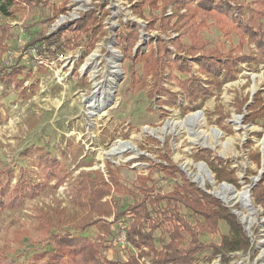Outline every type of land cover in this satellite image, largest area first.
I'll use <instances>...</instances> for the list:
<instances>
[{"label": "rangeland", "instance_id": "obj_1", "mask_svg": "<svg viewBox=\"0 0 264 264\" xmlns=\"http://www.w3.org/2000/svg\"><path fill=\"white\" fill-rule=\"evenodd\" d=\"M6 2L0 0V26L7 30L3 44L0 40V68L14 65L18 60L29 65V69L33 67L34 72L26 85L34 83L38 89L29 100H24L19 91L6 90L0 83V170L11 167L18 173L20 169H26L35 180L41 179L34 164L35 157L24 156V153L42 147L58 156L68 172V179L60 187L48 188L35 199H28L20 209L0 213V249L7 252L13 264H27L33 254L53 249L38 231L41 212L66 210L70 224L63 226V230L77 232L74 224L81 213L67 192L80 173L98 170L108 179V168L119 169L121 183L135 188L139 175L152 172L160 194L169 193L180 182L181 176L169 179L159 171L158 166L167 163L164 157H168L199 188L221 200L237 216L250 240L248 251L225 256L212 255L208 248L197 255V264H264V210L253 196V188L264 174V160L261 165L255 164L249 156L250 152L263 154L264 119L256 125H245L247 109L240 114L236 108L237 99L248 98L253 102L258 91H262L264 98V65L258 71L242 65L243 72L238 80L226 84L218 98L207 100L201 109L183 112L184 101L170 108L161 106L153 98L152 76H145L146 60L139 59L135 63L133 58L125 59L117 41L115 34L120 29V21H132L141 33L134 52L140 47L142 53H152L154 39L160 33L148 27V7L144 17H140L127 0H70L68 12L50 23L63 0H50L40 9L20 6L15 11L11 5L4 12L1 6ZM92 9H98L100 14L108 10L109 15L104 20L106 35L90 52L88 43L82 40L75 48L59 55L58 61L44 63L46 61H40L34 51L23 48L33 38L68 27L69 22ZM204 35L212 44L223 40L216 28ZM234 40L238 42L237 36ZM245 50L249 51L248 48ZM43 63L46 67L38 71V66ZM114 65L118 67L113 68ZM197 68L195 65L194 72ZM135 72L137 82L132 84L131 76ZM164 85L178 91L174 80L166 81ZM218 106L226 117L225 125L234 126L232 134L218 124ZM198 112L202 116L192 118ZM256 132L263 136L258 137ZM114 147L120 148L118 153L109 154ZM201 149H210L214 157L230 164L238 174V186L218 183L208 165L198 161L197 152ZM246 191L250 197L243 195ZM114 201L126 210L133 204L134 197L122 194L115 196ZM182 213L191 222L196 221L192 212L182 209ZM115 228L106 237L108 248L105 252L112 260L125 262L137 252L120 239L122 234ZM99 232V227H93L84 235L94 239ZM228 233L229 227L221 222V235ZM221 235H204L201 241L219 244ZM155 239L158 249L170 240L161 229L155 233ZM142 262L150 263L149 260Z\"/></svg>", "mask_w": 264, "mask_h": 264}, {"label": "trees", "instance_id": "obj_2", "mask_svg": "<svg viewBox=\"0 0 264 264\" xmlns=\"http://www.w3.org/2000/svg\"><path fill=\"white\" fill-rule=\"evenodd\" d=\"M69 1L63 0L50 23L68 12ZM127 1L140 17H144V10L148 7V27L158 30L160 34L154 39L155 46L152 45L150 55L142 53L140 47L134 52L141 35L136 23L120 21V29L115 35L125 59L133 58L135 63L139 59L146 60L145 76H152V96L161 106L174 108L184 101L186 105L181 107L183 112L201 109L207 100L218 98V93L226 84L238 79L243 72L242 65L252 71H258L264 65V0ZM49 2L7 0L1 7L4 12L11 5L15 11L20 6L40 9ZM108 15V10H104L103 14L98 9L89 10L69 22L68 27L33 38L23 48L34 51L40 56V61H46L44 63L58 61L59 55L75 48L82 40L88 43L90 52L107 33L104 20ZM213 28L223 38L218 44H212L204 35V32ZM0 32L3 44L7 30L0 26ZM235 36L238 38L237 43ZM245 48L249 51L246 52ZM44 63L38 66V71L44 70ZM195 65L198 68L194 72ZM33 70V67L29 69V65L21 64L18 60L14 65L0 68V83L6 90L13 88L20 92L22 99L29 100L38 89L37 84L26 85ZM135 76L136 72L131 76L132 84L137 82ZM172 80L178 91L164 85L166 81ZM248 102V98L237 99L236 108L240 114L244 113ZM217 113L220 127L232 134L234 126L225 125L226 117L221 106L217 107ZM261 119H264V98L262 91H258L253 102L247 106L244 124L256 125ZM255 135L262 137L263 133L256 132ZM249 142L253 143L251 140ZM24 156L35 157L34 164L39 169L41 179L35 180L30 170L26 169H20L18 173L11 167L0 170V213L22 208L28 199H35L48 188H58L68 179L63 161L52 152L35 147L25 151ZM249 156L255 164L261 165L264 160L262 152H250ZM197 157L198 161L208 165L218 183L228 182L238 186L236 171L224 159L214 157L210 149L198 150ZM164 158L167 163L159 165V171L169 179L181 176L180 182L169 193L160 194L151 171L148 175L137 177L135 188L121 183L119 169L108 168V179L98 170L80 173L67 192L68 198L81 213L80 219L74 224L77 232L63 230V226L70 224L66 210L41 212L38 231L53 249L33 254L27 259V264H197V255L208 248H211L212 255L224 256L248 251L250 240L237 216L221 200L186 178L168 157ZM122 194L134 197L133 204L126 210L114 201L115 196ZM253 196L264 210V174L253 188ZM182 209L192 212L196 221L187 219ZM221 222L229 227L228 234L221 235ZM93 227L100 228L94 239L84 235ZM115 227L120 234H125L127 244L137 252L125 262L114 261L105 252L108 248L106 237L113 233ZM160 229L170 240L158 249L155 233ZM204 235H221V241L219 244H206L201 241ZM142 260H149L150 263ZM0 264H13L2 249Z\"/></svg>", "mask_w": 264, "mask_h": 264}, {"label": "bare ground", "instance_id": "obj_3", "mask_svg": "<svg viewBox=\"0 0 264 264\" xmlns=\"http://www.w3.org/2000/svg\"><path fill=\"white\" fill-rule=\"evenodd\" d=\"M116 63V62H115ZM114 62H113V64H115ZM118 66H116V65H114V67L113 68H117ZM115 73L117 74V71H115ZM111 89H112V87H111ZM200 116H202V113H200V112H198V113H195L194 115H192V118L193 117H195V118H199ZM121 145V144H120ZM120 150V148L119 147H114L111 151H110V153L109 154H114V153H118V151ZM203 181V180H202ZM255 181V180H254ZM244 194V196L247 198V196L248 197H250V194H249V192L248 191H246V192H243ZM226 198V197H225ZM233 200V199H232Z\"/></svg>", "mask_w": 264, "mask_h": 264}, {"label": "built area", "instance_id": "obj_4", "mask_svg": "<svg viewBox=\"0 0 264 264\" xmlns=\"http://www.w3.org/2000/svg\"><path fill=\"white\" fill-rule=\"evenodd\" d=\"M236 15H237V13H236ZM120 239L127 243V241H126V236H125L124 233L122 234V236L120 237Z\"/></svg>", "mask_w": 264, "mask_h": 264}, {"label": "crops", "instance_id": "obj_5", "mask_svg": "<svg viewBox=\"0 0 264 264\" xmlns=\"http://www.w3.org/2000/svg\"><path fill=\"white\" fill-rule=\"evenodd\" d=\"M237 80H238V79H237ZM248 103H249V105H250L252 102L249 101ZM248 103L246 104V106L244 107V109H245V108L247 109V106H249Z\"/></svg>", "mask_w": 264, "mask_h": 264}, {"label": "water", "instance_id": "obj_6", "mask_svg": "<svg viewBox=\"0 0 264 264\" xmlns=\"http://www.w3.org/2000/svg\"><path fill=\"white\" fill-rule=\"evenodd\" d=\"M248 105H249V103H248ZM263 153H264V150H263Z\"/></svg>", "mask_w": 264, "mask_h": 264}]
</instances>
